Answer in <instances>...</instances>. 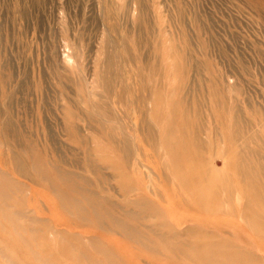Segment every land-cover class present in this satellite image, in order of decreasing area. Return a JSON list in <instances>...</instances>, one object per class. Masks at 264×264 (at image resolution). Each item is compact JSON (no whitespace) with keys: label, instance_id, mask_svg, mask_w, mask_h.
Instances as JSON below:
<instances>
[{"label":"rangeland","instance_id":"374dc122","mask_svg":"<svg viewBox=\"0 0 264 264\" xmlns=\"http://www.w3.org/2000/svg\"><path fill=\"white\" fill-rule=\"evenodd\" d=\"M110 1L0 0V264H192L161 248L143 223L131 237L113 226L110 215L139 208L112 180L127 170L109 143L112 126L131 145L126 173L135 190L125 197L141 196L158 210L148 222L209 229L264 257V228L250 226L243 209L239 218L225 200L202 212L193 193L183 204L165 186L159 167L172 163L150 153L138 107L141 75L156 84L164 110L180 93L200 102L203 131L226 142L229 109L255 125L264 120V0ZM190 85L196 92L189 96ZM209 89L222 97V125L213 120ZM252 128L264 137L263 128ZM249 163L262 167L264 159ZM111 201L120 206L114 214Z\"/></svg>","mask_w":264,"mask_h":264},{"label":"bare ground","instance_id":"6f19581e","mask_svg":"<svg viewBox=\"0 0 264 264\" xmlns=\"http://www.w3.org/2000/svg\"><path fill=\"white\" fill-rule=\"evenodd\" d=\"M125 14L126 13H124V16ZM121 26L124 29V26ZM134 59L141 60L138 54L134 55ZM71 61L72 60L69 62ZM141 61L143 62L144 60L142 59ZM143 64H146V62L144 61ZM140 74H142L141 69L139 70L138 75ZM139 78L143 94L138 98V107L139 112H141L140 124H142V127L144 128L143 133L146 136V143L149 145L150 153L160 158V153L163 152V158H168L172 163L171 165L166 166L160 164L159 167L161 176L164 177L165 186L170 188L172 194L173 192L174 195L177 193L175 197L182 201L183 204H186L188 202L186 199L191 197V195L186 194L193 193L192 199L195 200V209L202 212L208 213L212 209L220 208L223 206L221 203L227 200L228 202L223 204L225 206L229 205L236 207L239 218H241V210L239 209H243L244 218L250 226L256 230H261L262 227L264 228V211H262L259 216H256V218L254 216V212H256L257 209H264V166L261 167L259 164L249 163L251 160L259 161L264 159V148L261 149L259 146L260 144H264V137L259 135V130H254L252 128L260 127L264 129V120L258 119V123L255 125V122H253L252 119H248V117L246 118L244 115L241 116V112L237 115V113L229 109L225 113L234 114V120L233 122L228 121V130L230 131L228 134L231 136V141L226 142L225 136H217L214 134L215 130L214 133L211 134L203 131L204 129L200 117V111L203 109H201L202 104L200 102L198 104L193 99L189 101L184 94L180 93L177 102H174L173 100L167 101L165 104L167 108L166 111L163 109V104L161 105V93L157 90L156 84L150 82V79L146 81L145 77H142L141 75ZM190 90L191 85L190 87H187L186 94L189 96L196 92H190ZM151 95L152 97H150ZM208 95L210 98H213L212 109L217 116L216 119L213 120L219 122L217 112H223L221 108V105H223L222 97L216 89H209ZM145 106L149 107L148 113L142 112ZM256 114H258V112H256ZM262 115L264 116V110L262 111ZM111 116L112 115L110 114V117ZM219 123L222 125L221 122ZM201 129L205 135L204 137ZM232 129L234 130L233 132L231 131ZM110 130L111 133L108 134V140L112 149L114 152L122 156V165L124 168L132 170V164L129 157L130 143L125 139L119 140L115 137L114 126H112ZM217 133L219 134V132ZM204 150L207 151V154ZM163 158L161 159L162 161ZM214 158L220 159V166H215L213 164ZM54 168L57 169L56 166ZM174 168L179 169L175 170ZM126 171L123 170L122 173H115L112 180L116 182L120 181L119 185L123 190L121 196L124 197V200L128 203H135L138 206L139 211L124 210L119 219L114 214L117 205L120 207L119 204H115L116 201L112 202V200L110 202L111 204L107 206L108 214H114L110 215L113 226L120 227L124 235L131 237L130 234H128L132 232L133 228L131 227H133V225L136 226L135 224L138 225L143 223L142 225L145 226L143 231L146 232L147 236L153 237V240L161 248H165L166 246L167 249L174 252L175 255L188 258L189 262L192 264H264V257L259 256L256 258V256L253 253L248 252L246 248L244 250L239 247V249L237 248L238 246L232 244L228 239L217 237L212 230L189 225L182 228V230L177 231L172 228H169V230L166 228L168 226H166V224L164 225L163 222H148V217H157L151 214L157 215L158 210L157 208L156 210H149V203L147 204L148 201L143 200L141 196H138L135 199H129L128 196L125 197L126 193L135 190L133 183L127 182L129 175ZM180 184L181 186L179 188H173ZM226 185L233 187V189L228 190ZM180 193L184 196L179 197L178 194ZM235 197L241 199L239 206L236 204ZM19 203L21 204V202ZM146 204L147 206L145 207ZM123 205V209L129 206L128 204ZM16 213L18 214V212ZM38 218L37 220H39ZM124 219L127 220V222L124 221L126 227L119 223ZM140 240L147 241V238L146 240ZM191 252L202 253L194 255Z\"/></svg>","mask_w":264,"mask_h":264}]
</instances>
